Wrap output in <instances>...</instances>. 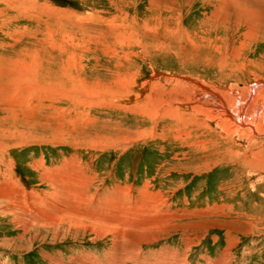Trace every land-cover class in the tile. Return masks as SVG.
Segmentation results:
<instances>
[{"label": "rangeland", "instance_id": "1", "mask_svg": "<svg viewBox=\"0 0 264 264\" xmlns=\"http://www.w3.org/2000/svg\"><path fill=\"white\" fill-rule=\"evenodd\" d=\"M263 81L264 0H0V264L218 263L237 219L260 225L232 264H264V139L229 159L145 101L196 82L235 114L248 92L251 123Z\"/></svg>", "mask_w": 264, "mask_h": 264}, {"label": "bare ground", "instance_id": "2", "mask_svg": "<svg viewBox=\"0 0 264 264\" xmlns=\"http://www.w3.org/2000/svg\"><path fill=\"white\" fill-rule=\"evenodd\" d=\"M177 81V80H176ZM188 84L191 86L187 88V85H185V82L179 83V84H172V91L171 92H167L166 95H164V92L160 90L159 87L156 86V89L153 87L152 91L147 95L145 101L146 102H151L152 100H154V104L156 106V110H157V114L161 117H167V116H173V114L175 113H180V110L182 111V120L179 123V126L183 124L182 127H185L184 125H187L189 122H194L199 121L201 122L200 125L203 126V128L206 129H216L219 130L220 132H222L226 137L230 138V145L227 146V154H226V158L229 157V159L237 157L235 151H232L230 147H232L231 144H233L234 142L232 141L233 137H243L244 140L246 141H256L259 138H263L264 139V116H262V114H264V81L263 82H257L258 86L256 88L255 91V95L253 96V98L251 99V101H249V103H251L249 112L250 114H248V118L245 119L251 123H245L243 120H241V122L236 121L237 118L240 117H244V113L247 111V95L248 92L245 94L246 97L244 99L243 97V104L245 103L246 106H239L237 107V112L235 114H233L236 110L235 107H232L231 104L235 103H229L230 105L227 104V99H229V101H231L230 97L227 95H224L222 92H219V90H215V88H208L204 85L198 84L196 82H188ZM249 89V88H248ZM228 92V91H227ZM232 92V91H231ZM230 92V93H231ZM244 95V96H245ZM241 100V99H240ZM234 101V99H233ZM246 101V102H245ZM241 103V104H242ZM240 104V105H241ZM156 114V115H157ZM151 116H154L152 114H150ZM181 116V115H180ZM172 117V118H173ZM155 118V117H154ZM160 118V117H159ZM171 119V117H170ZM179 119V118H178ZM177 119V120H178ZM175 120V118H174ZM194 120V121H193ZM161 126V125H160ZM9 133V132H8ZM235 141V140H234ZM260 141V140H258ZM257 141V142H258ZM264 141V140H262ZM201 147H204L203 143L199 142L198 143ZM237 144V143H236ZM242 144V143H241ZM254 144V143H252ZM240 145V144H239ZM219 146V144L217 145V147ZM243 146V145H242ZM250 146V145H249ZM248 146V147H249ZM256 147V144L254 145ZM197 147V146H196ZM221 147V146H220ZM253 147V145H252ZM240 148V147H239ZM221 149L223 150V148L221 147ZM220 149V150H221ZM231 150V151H230ZM238 150V149H237ZM239 151V150H238ZM242 151V150H241ZM238 153V152H237ZM218 154V153H217ZM261 154V152H260ZM258 154V155H260ZM238 155V154H237ZM243 155V154H242ZM241 155V156H242ZM247 155V153H246ZM245 157V156H244ZM243 157V159H244ZM259 157V156H257ZM263 157V156H262ZM246 158V157H245ZM252 158V157H251ZM255 158V157H254ZM237 160V159H235ZM249 160V159H248ZM247 160V161H248ZM242 161V160H241ZM239 162V161H238ZM251 163V162H250ZM253 163V162H252ZM263 164V163H262ZM243 166V165H242ZM246 166H249L248 164ZM262 166V165H261ZM251 167V166H250ZM253 167V166H252ZM259 167V166H258ZM264 167V166H263ZM260 168V167H259ZM254 169V168H253ZM257 169V168H256ZM79 170V169H78ZM259 170V169H257ZM262 170V169H261ZM251 171V170H250ZM65 173V172H64ZM253 174V173H252ZM65 175V174H64ZM263 175V174H262ZM261 176V175H260ZM263 177V176H262ZM261 177V178H262ZM259 179V178H258ZM263 179V178H262ZM67 181V180H66ZM80 183V182H79ZM145 189V188H144ZM2 192V191H1ZM142 192L144 193V191L142 190ZM87 193V192H86ZM4 194V193H3ZM86 195V194H85ZM145 195V194H144ZM3 196V195H2ZM143 196V195H142ZM90 197V196H89ZM13 198V197H12ZM23 198V197H22ZM78 198V197H77ZM3 199V198H2ZM89 199V198H87ZM87 199L86 202H87ZM1 201V200H0ZM5 201V200H4ZM12 201V200H11ZM50 201V200H49ZM103 201V200H101ZM7 202V201H6ZM37 202V201H36ZM8 203V202H7ZM62 203V202H61ZM13 204V203H12ZM16 204V203H15ZM152 204V203H151ZM9 205V204H8ZM47 205V204H45ZM61 205V204H60ZM123 205V204H122ZM59 206V205H58ZM159 206H162V204H160ZM13 207V206H12ZM50 207V206H49ZM48 207V208H49ZM57 207V206H56ZM147 207V206H146ZM47 208V206H46ZM47 208V210H49ZM8 210V207H7ZM12 210V208H11ZM14 210H16L14 208ZM57 210V209H56ZM54 210V211H56ZM1 211V210H0ZM53 211V210H51ZM85 211V210H84ZM5 212V211H4ZM8 212V211H7ZM10 212V211H9ZM144 212V211H142ZM95 213V212H94ZM94 213H90L91 215H93ZM99 213V212H98ZM102 213V212H101ZM100 213V214H101ZM5 214V213H4ZM7 214V213H6ZM12 214V213H11ZM69 214V213H68ZM245 214V213H244ZM54 215V214H53ZM63 215V214H62ZM96 215V214H95ZM246 217H250V214H246ZM95 217V216H94ZM100 217V216H97ZM139 217V216H138ZM52 218V217H51ZM102 218V216H101ZM109 218V217H108ZM238 218V217H237ZM56 219V218H55ZM106 219V218H103ZM26 220V219H25ZM52 220V219H51ZM56 221V220H55ZM20 222V221H19ZM24 222V221H23ZM25 223V222H24ZM28 223V222H27ZM33 223V222H32ZM46 223V222H45ZM55 223V222H54ZM226 223V222H225ZM20 224V223H19ZM58 224V223H57ZM153 224V223H152ZM227 224V223H226ZM51 224H49V226H51ZM131 225L132 223L129 221H123V220H117L113 223V227L114 228H125L126 226L129 228V230L131 229ZM260 225L254 222L251 223H239L238 219L236 224H234L233 226V235H231V232L227 233L228 239L230 240H226V244L228 245L227 249H225L223 251V253L220 256V260L218 261V263H216L215 261H208L207 264H232L233 260L235 259L234 254H232L233 251L237 250L241 244V238L240 236L243 235V237L245 236H250V235H254L253 231L254 229ZM264 226V225H263ZM109 227V226H108ZM113 227H110V229H113ZM136 228V227H135ZM141 229L147 230L148 227H138ZM229 228V227H228ZM128 230V229H127ZM132 230V229H131ZM135 230V229H134ZM136 231H138L136 229ZM144 231V230H142ZM121 236V235H120ZM224 236V235H223ZM255 237V236H254ZM119 237H116V240H118ZM257 238V237H256ZM227 239V238H226ZM115 240V241H116ZM121 240V239H120ZM225 240V239H224ZM114 241V248L118 249L119 244L121 242ZM125 240H123L124 242ZM258 241V240H257ZM256 241V243H257ZM255 243V244H256ZM253 244V245H255ZM112 246V247H113ZM139 246V244L137 245V247ZM132 249H135L133 247H131ZM130 248V249H131ZM137 249V248H136ZM245 249V251L247 252L246 255L250 257L251 255V250L247 249V248H242ZM255 248H253L254 250ZM127 251H125V253L127 254L128 252V256L133 255H137L139 254V250H132L129 251V248H126ZM123 251V250H122ZM239 251V250H238ZM222 252V251H221ZM236 252V251H235ZM122 253V252H121ZM123 255V254H122ZM126 255L125 260H129L130 264H133V262H131V259ZM107 257V256H106ZM135 259V257H133ZM168 255H164V257L160 256V259L163 263H168ZM136 258V260H134V263H138L137 261L140 260ZM146 259V260H145ZM142 259V262H146L147 258ZM186 259V257L182 254L181 256V260L184 261ZM77 261V260H76ZM92 261V260H91ZM113 261V260H112ZM115 261V260H114ZM120 261V260H119ZM111 262V260H110ZM141 262V263H142ZM149 262V261H148ZM151 262V261H150ZM158 262V260H155V263ZM215 262V263H214ZM77 263V262H76ZM96 263V262H95ZM106 263V262H105ZM109 263V260H108ZM113 263V262H112ZM126 263V262H125ZM154 263V264H155ZM82 264V263H81ZM111 264V263H109ZM147 264V263H146ZM153 264V263H152Z\"/></svg>", "mask_w": 264, "mask_h": 264}]
</instances>
